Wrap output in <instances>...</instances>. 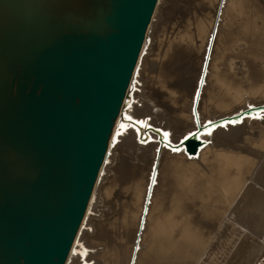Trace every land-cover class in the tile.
<instances>
[{"label":"bare ground","instance_id":"1","mask_svg":"<svg viewBox=\"0 0 264 264\" xmlns=\"http://www.w3.org/2000/svg\"><path fill=\"white\" fill-rule=\"evenodd\" d=\"M131 89L64 264H264V109L195 155L145 129L176 143L264 103V0H157Z\"/></svg>","mask_w":264,"mask_h":264},{"label":"water","instance_id":"2","mask_svg":"<svg viewBox=\"0 0 264 264\" xmlns=\"http://www.w3.org/2000/svg\"><path fill=\"white\" fill-rule=\"evenodd\" d=\"M156 2L0 0V264L65 263ZM261 109L198 123L176 143L145 129L195 155L206 126Z\"/></svg>","mask_w":264,"mask_h":264},{"label":"rangeland","instance_id":"3","mask_svg":"<svg viewBox=\"0 0 264 264\" xmlns=\"http://www.w3.org/2000/svg\"><path fill=\"white\" fill-rule=\"evenodd\" d=\"M190 59V58H189ZM189 59H187V61H186V58H185V61L184 62H187V63H189V61L191 62V59L189 60ZM186 63V64H187ZM195 63V62H194ZM195 65H196V63H195ZM195 65H193L194 67V69H188L189 67H187V70L185 71V69H184V71H183V76H182V81L184 82L185 81V79H187V82H188V84H187V88H188V90H192V88H193V86L195 85H193V86H191L192 84H193V82L195 83L196 82V77H194V74H195V76H196V72H197V67L195 66ZM190 71V72H189ZM186 72V73H185ZM194 73V74H193ZM185 74H186V76H185ZM190 77V78H189ZM194 77V78H193ZM183 78H185V79H183ZM189 80V81H188ZM191 80H192V83H191ZM186 81H185V83H187ZM190 83H191V85H190ZM170 85H171V83H170ZM192 87H190V86Z\"/></svg>","mask_w":264,"mask_h":264},{"label":"snow or ice","instance_id":"4","mask_svg":"<svg viewBox=\"0 0 264 264\" xmlns=\"http://www.w3.org/2000/svg\"><path fill=\"white\" fill-rule=\"evenodd\" d=\"M129 119H131V117H129ZM142 123V122H141ZM209 123H211V122H209ZM165 136H167V133H165Z\"/></svg>","mask_w":264,"mask_h":264}]
</instances>
